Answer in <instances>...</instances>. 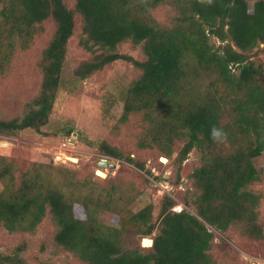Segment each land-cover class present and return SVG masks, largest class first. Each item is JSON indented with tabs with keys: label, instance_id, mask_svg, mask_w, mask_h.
<instances>
[{
	"label": "trees",
	"instance_id": "trees-1",
	"mask_svg": "<svg viewBox=\"0 0 264 264\" xmlns=\"http://www.w3.org/2000/svg\"><path fill=\"white\" fill-rule=\"evenodd\" d=\"M162 3L178 10L168 25L151 13ZM78 18L79 45L92 56L76 65L74 76L85 80L117 60L130 62L139 74L124 91L120 120L143 117L147 125L138 145L170 156L175 141L184 139L179 164L199 152L186 177L185 205L174 209L177 199L165 193L154 219L152 203L138 210L130 206L138 193L125 189L128 182L72 180L45 163L17 175L14 160L0 156V229L33 232L50 215L57 247L85 264H217L215 230L227 234L242 226L244 233L263 238L261 194L252 187L261 179L255 159L264 152V61L254 59L256 49L264 53L258 49L264 43V0L253 6L248 0H75L73 7L65 0H0V73L18 51L30 48L45 21L56 24L39 62L38 95L23 115L0 118V135L42 132L63 84ZM128 41L141 45L146 57L120 52L118 46ZM213 126L225 130L226 140L213 141ZM87 144L146 169L107 140ZM180 174L177 169L175 181H168L177 186ZM104 212L113 223L100 219ZM127 233L152 235L154 243L130 247ZM23 248L0 250V264H25Z\"/></svg>",
	"mask_w": 264,
	"mask_h": 264
},
{
	"label": "rangeland",
	"instance_id": "rangeland-1",
	"mask_svg": "<svg viewBox=\"0 0 264 264\" xmlns=\"http://www.w3.org/2000/svg\"><path fill=\"white\" fill-rule=\"evenodd\" d=\"M74 1L65 0L70 7H73ZM255 1L248 0L250 6ZM151 13L159 23L168 25L178 10L169 3H162L154 7ZM55 27L53 19L45 21L42 34L34 38L30 48L18 51L10 68L0 73V118L23 115L28 110V103L38 95L43 76L39 62ZM81 32V19L78 18L75 32L69 40L63 84L53 113L42 127V132L28 128L14 135H0V156L14 160L17 175L35 163H45L58 166L72 180L93 176L120 185L128 182L130 184L125 189L138 193L130 206L138 210L152 203L154 219L157 218L160 200L165 193L175 196L178 203L174 209L180 210L185 205L182 197L189 186L186 177L198 164L199 152L193 150L179 164L177 159L184 139L175 141L170 156L158 147L141 148L138 145L147 123L141 115H131L126 122H122L120 117L124 91L138 76L139 70L130 62L120 59L85 80L77 79L73 74L74 68L81 60L92 56L91 52L79 45ZM212 41L216 45L220 44L216 38H212ZM261 48H264V43L258 49ZM118 49L137 59L146 57L142 46L133 45L130 41L120 44ZM256 51L259 54L254 59L262 63L264 53ZM69 129L70 134L66 135ZM87 140H107L126 155L145 163L146 169L126 159L106 155L97 147L88 145ZM103 158L115 166H100L99 162ZM255 164L261 179L252 188L261 194L257 216L264 230V152L255 159ZM177 169H180L183 182L174 186L168 180L175 181ZM98 170L105 172L106 176L99 175ZM146 170L153 174H148ZM190 209L194 211L193 207ZM99 217L106 223H113L109 213H100ZM55 231L50 215L33 232L10 233L0 229V250L12 253L19 245L23 246L21 256L25 264H85L74 254L57 247ZM215 233L213 254L217 264H264V237L253 238L244 233L242 226L227 234L218 230ZM143 237L152 235L127 233L125 244L130 247L142 246Z\"/></svg>",
	"mask_w": 264,
	"mask_h": 264
},
{
	"label": "water",
	"instance_id": "water-1",
	"mask_svg": "<svg viewBox=\"0 0 264 264\" xmlns=\"http://www.w3.org/2000/svg\"><path fill=\"white\" fill-rule=\"evenodd\" d=\"M162 160L166 161L167 158H163ZM99 165L102 166V167H114L115 164L113 163H110L106 158H103L100 162H99ZM102 171L98 170V174L99 175H103L105 174L103 172V174L101 173ZM106 176V174H105ZM154 243V239L152 237H143V246H152Z\"/></svg>",
	"mask_w": 264,
	"mask_h": 264
},
{
	"label": "clouds",
	"instance_id": "clouds-1",
	"mask_svg": "<svg viewBox=\"0 0 264 264\" xmlns=\"http://www.w3.org/2000/svg\"><path fill=\"white\" fill-rule=\"evenodd\" d=\"M210 136L213 141L223 142L227 138V133L223 128L213 126L210 130Z\"/></svg>",
	"mask_w": 264,
	"mask_h": 264
},
{
	"label": "bare ground",
	"instance_id": "bare-ground-1",
	"mask_svg": "<svg viewBox=\"0 0 264 264\" xmlns=\"http://www.w3.org/2000/svg\"><path fill=\"white\" fill-rule=\"evenodd\" d=\"M103 174V171L101 172ZM105 173V172H104ZM106 174V173H105ZM105 174H103V176H105Z\"/></svg>",
	"mask_w": 264,
	"mask_h": 264
}]
</instances>
